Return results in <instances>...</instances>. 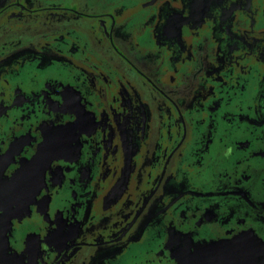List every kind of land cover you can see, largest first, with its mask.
<instances>
[{"label":"flooded vegetation","instance_id":"obj_1","mask_svg":"<svg viewBox=\"0 0 264 264\" xmlns=\"http://www.w3.org/2000/svg\"><path fill=\"white\" fill-rule=\"evenodd\" d=\"M236 249L264 264V0H0V264Z\"/></svg>","mask_w":264,"mask_h":264},{"label":"water","instance_id":"obj_2","mask_svg":"<svg viewBox=\"0 0 264 264\" xmlns=\"http://www.w3.org/2000/svg\"><path fill=\"white\" fill-rule=\"evenodd\" d=\"M235 252V253H234ZM204 250L197 255V258L203 259L204 263L203 264H222L221 259L224 260H233L235 259L238 264H250V254L246 249H239L235 251H220V250H215L208 252L207 256L204 257ZM207 260V263L205 261ZM256 264H259L258 262Z\"/></svg>","mask_w":264,"mask_h":264}]
</instances>
